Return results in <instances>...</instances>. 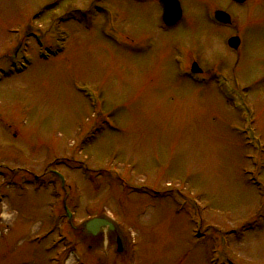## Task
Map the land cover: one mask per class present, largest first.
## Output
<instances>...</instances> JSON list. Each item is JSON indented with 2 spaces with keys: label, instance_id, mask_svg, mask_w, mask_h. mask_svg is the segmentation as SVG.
<instances>
[{
  "label": "rangeland",
  "instance_id": "374dc122",
  "mask_svg": "<svg viewBox=\"0 0 264 264\" xmlns=\"http://www.w3.org/2000/svg\"><path fill=\"white\" fill-rule=\"evenodd\" d=\"M157 1L0 0V264H212L221 247L264 264V0L257 22L237 16L238 52L202 10L229 0H185L193 18L168 31ZM174 47L212 75L174 77ZM217 73L243 89L255 133L237 130L247 118ZM98 217L116 231L72 229ZM74 241L92 246L84 260Z\"/></svg>",
  "mask_w": 264,
  "mask_h": 264
},
{
  "label": "flooded vegetation",
  "instance_id": "af4514ba",
  "mask_svg": "<svg viewBox=\"0 0 264 264\" xmlns=\"http://www.w3.org/2000/svg\"><path fill=\"white\" fill-rule=\"evenodd\" d=\"M258 4V0H246L244 3L242 4H238L233 2L232 0H229L228 5L229 7L227 9L224 8H219V7H215L213 5V7L209 8L208 4H202V10L204 12L205 15V20L207 21V23L217 32L223 33L225 35V39L231 37V36H238L240 38V33L242 32L243 29H246V27L248 25H251L253 22H257V19H255L251 13H252V9L254 8V6ZM191 7L190 3L182 4V22H190L189 20L192 19L193 15H187L185 10L189 9ZM235 7H239L237 10L239 12L232 14V9H234ZM244 7L247 10V14L245 13ZM216 11H223L226 12L229 17L230 20L228 21V23L226 24H221L219 22H217L214 19V12ZM242 11V12H241ZM242 17L244 20L245 24H248L247 26H245L244 24H241L240 22L237 21L238 17ZM235 21H237L240 25H237L235 23ZM254 25H260L262 27V29L264 30V20L262 22L259 23H255ZM158 27H159V31H166V29L160 27L159 23H158ZM215 32V33H217ZM231 34V35H230ZM234 34V35H233ZM242 46V39L240 40L238 49H240ZM237 49V50H238ZM232 51V50H230Z\"/></svg>",
  "mask_w": 264,
  "mask_h": 264
},
{
  "label": "water",
  "instance_id": "95a60500",
  "mask_svg": "<svg viewBox=\"0 0 264 264\" xmlns=\"http://www.w3.org/2000/svg\"><path fill=\"white\" fill-rule=\"evenodd\" d=\"M174 0H160V4L165 7L164 9V15L163 19L168 24H174L178 20V15L176 13V6L173 3ZM237 1H243V0H237ZM167 5V6H165ZM179 12V11H178ZM234 41V42H233ZM230 47H236L237 46V39L232 40V42H229ZM109 228L113 229L112 224L106 221L105 219H94L86 224V230L90 232L92 235H95L98 233V230L101 228ZM120 250V248H118Z\"/></svg>",
  "mask_w": 264,
  "mask_h": 264
}]
</instances>
